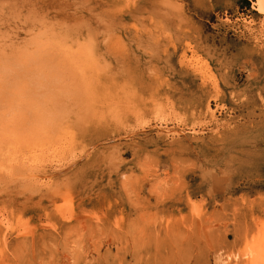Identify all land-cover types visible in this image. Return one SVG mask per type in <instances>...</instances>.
Masks as SVG:
<instances>
[{
    "label": "rangeland",
    "instance_id": "374dc122",
    "mask_svg": "<svg viewBox=\"0 0 264 264\" xmlns=\"http://www.w3.org/2000/svg\"><path fill=\"white\" fill-rule=\"evenodd\" d=\"M258 1L0 0V210L48 264H264Z\"/></svg>",
    "mask_w": 264,
    "mask_h": 264
},
{
    "label": "bare ground",
    "instance_id": "6f19581e",
    "mask_svg": "<svg viewBox=\"0 0 264 264\" xmlns=\"http://www.w3.org/2000/svg\"><path fill=\"white\" fill-rule=\"evenodd\" d=\"M163 2L169 1V0H161ZM160 3V2H157ZM257 10L264 14V0H259L257 4ZM174 46L172 47V49ZM183 56H185L183 54ZM139 68V67H138ZM126 77L133 81L136 78V70L132 72L131 69H125ZM189 93L192 94L194 92H197V90H193L192 88L188 89ZM103 111H98L97 114H102ZM63 113V112H61ZM93 113V112H92ZM94 114V113H93ZM95 114V115H97ZM61 115V114H58ZM21 123H16L17 127H20ZM58 194H54L53 197H57ZM47 197L46 202H53L54 199ZM42 201H38V205ZM152 205L149 201H146V205ZM167 202L160 201L155 202L153 206H166ZM14 205L16 203L14 202ZM9 205V207L14 206ZM169 208H174V205H171ZM12 208L8 209H2L0 210V218L3 217L2 221H0V264H48V252H47V241L45 240H38L36 236V232L39 226H41L43 223L41 221L35 222L32 224V222H23L21 223V226L19 228V225L13 226V224L9 223V216L11 215ZM64 218L63 216H60ZM40 222V223H39ZM255 222L252 219L250 226H254ZM53 235L52 233H50ZM49 236L51 237V235ZM239 236V234L236 235V237ZM108 252L104 256V262L103 264H113L110 263L107 260V257L111 256L112 249L110 248V245H107ZM93 250L96 251L95 245H93ZM123 251L122 246L116 247V254H120ZM85 257V256H83ZM156 254L148 253L145 250H141L137 246V241L133 242V249L130 253V258L133 264H143L149 263L151 260L155 259ZM125 258L122 260V263H125Z\"/></svg>",
    "mask_w": 264,
    "mask_h": 264
}]
</instances>
